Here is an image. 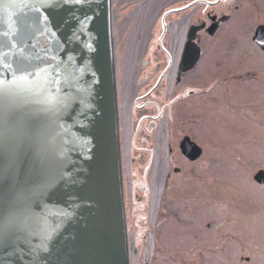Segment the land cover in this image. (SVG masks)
<instances>
[{
    "label": "flooded vegetation",
    "instance_id": "1",
    "mask_svg": "<svg viewBox=\"0 0 264 264\" xmlns=\"http://www.w3.org/2000/svg\"><path fill=\"white\" fill-rule=\"evenodd\" d=\"M113 10L126 202L147 208L159 176L165 189L178 175L193 185L196 211L178 220L195 219L193 230L175 248L154 239L153 263L264 264V166L245 157L256 148L251 83L264 86V0Z\"/></svg>",
    "mask_w": 264,
    "mask_h": 264
},
{
    "label": "water",
    "instance_id": "2",
    "mask_svg": "<svg viewBox=\"0 0 264 264\" xmlns=\"http://www.w3.org/2000/svg\"><path fill=\"white\" fill-rule=\"evenodd\" d=\"M112 13L0 0V54L38 65L11 84L0 62V264H131Z\"/></svg>",
    "mask_w": 264,
    "mask_h": 264
},
{
    "label": "rangeland",
    "instance_id": "3",
    "mask_svg": "<svg viewBox=\"0 0 264 264\" xmlns=\"http://www.w3.org/2000/svg\"><path fill=\"white\" fill-rule=\"evenodd\" d=\"M111 1L112 3L114 2V0ZM114 23L115 21H113V28ZM113 32L116 37V32ZM251 92L256 148L250 150V152L246 151L245 157L252 161L257 158L258 166L260 164L264 166V96H259L260 92L264 93V86L251 83ZM161 137H163L162 133L160 134V138ZM241 173L245 174L244 171ZM166 185L168 186L167 189H165L161 176H159V180L152 190V201L147 204V208H143L142 206L134 207L133 204L130 203L131 200L129 201L128 199L126 206L128 227L131 233L130 236L134 239V256L131 264H163L160 262H163L166 258L164 254H159L160 259L157 256V261L154 263L153 261L155 259L152 260L153 255H150L154 254L152 252V248L155 246L154 239H157V241L160 242V245L165 248H175L177 244L182 245L186 243L185 237H187V235L182 233H189L193 230L190 226H193V224L196 223L195 219L187 220L191 225H182V223L178 221L179 214L187 212L195 213L196 211L193 202L191 200L187 201L193 194V185L191 183L184 184V180L179 175L175 177L173 182H169ZM129 203L131 204V208ZM147 215L152 219L151 224L153 226V231L147 229L148 223L147 220L144 219ZM156 219L158 222H155ZM173 226L176 227V230L173 229L172 231L171 227ZM154 228H156V230ZM183 237L184 239H182ZM156 255L157 254H155V257Z\"/></svg>",
    "mask_w": 264,
    "mask_h": 264
},
{
    "label": "snow or ice",
    "instance_id": "4",
    "mask_svg": "<svg viewBox=\"0 0 264 264\" xmlns=\"http://www.w3.org/2000/svg\"><path fill=\"white\" fill-rule=\"evenodd\" d=\"M5 11H7V8H5ZM9 34V32L3 33L4 36H8ZM5 46L13 49L15 53H19L15 60L11 59L13 53L5 52L0 54V62L7 61L6 63H3V67L6 71L12 73L13 78L9 83L17 84L18 82L26 81L30 76L35 75V70L38 65L34 66L31 63L30 58L24 55L22 48H18L15 42L8 43ZM38 58L39 57H33L32 59ZM0 83H3V81H0Z\"/></svg>",
    "mask_w": 264,
    "mask_h": 264
},
{
    "label": "bare ground",
    "instance_id": "5",
    "mask_svg": "<svg viewBox=\"0 0 264 264\" xmlns=\"http://www.w3.org/2000/svg\"><path fill=\"white\" fill-rule=\"evenodd\" d=\"M116 62H117V59H116ZM124 187H125V184H124ZM125 190H126V187H125ZM125 195H126V193H125ZM127 200V199H126ZM130 242V241H129ZM130 245H131V242H130Z\"/></svg>",
    "mask_w": 264,
    "mask_h": 264
}]
</instances>
